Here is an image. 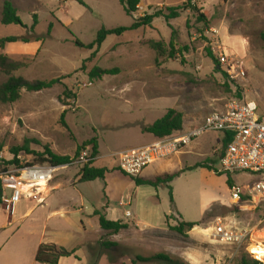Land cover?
Returning a JSON list of instances; mask_svg holds the SVG:
<instances>
[{
	"label": "rangeland",
	"instance_id": "1",
	"mask_svg": "<svg viewBox=\"0 0 264 264\" xmlns=\"http://www.w3.org/2000/svg\"><path fill=\"white\" fill-rule=\"evenodd\" d=\"M6 1L16 8L21 26L1 23ZM190 2L142 0L131 17L119 0H0V38L18 39L0 47V54L23 64L13 75L29 81L59 80L48 90L22 91L13 104L0 103V170L17 165L8 162L18 161L19 166L40 162L49 151L69 157L73 163L59 166L64 168L50 185L61 181L60 194L76 202L77 188L66 180L73 178L75 186L82 169L76 165V154L92 139L103 153L149 143L152 140L144 137L141 127L152 125L169 109L184 115V131L188 132L231 99L255 102L264 123V0ZM169 9H178L180 17L156 18L151 26L111 35L95 56L94 50L75 45L76 40L92 43L103 27H130L135 19L158 12L168 15ZM201 14L207 24L199 21ZM173 30L188 51L176 59L158 58L148 43L162 42L168 47ZM207 47L220 66L208 57ZM95 67L114 70L115 75L91 80L89 74ZM239 71L244 77L233 79L231 75ZM7 80L0 73V85ZM222 141L221 133H204L180 153L142 172L155 178L184 170L170 184L171 189L138 187L133 178L116 170L117 159L108 160L106 178L88 184L87 206L104 210L110 221L137 224L139 219L147 226L130 225L111 235L99 230L97 220L94 230L95 223L88 219L92 239L84 247L86 264H161L136 260L161 252L180 256L188 264H243L244 258L264 264L253 251L256 245H264V200L234 203L227 175L219 177L206 169L203 173L200 168L185 170L198 164L219 169ZM15 151H19L17 157ZM232 179L234 188L242 190L257 180L249 173L234 174ZM42 190L47 193L46 186ZM128 198L134 201L129 208L132 215L125 216L127 209L120 204ZM166 216L173 217L166 222ZM218 219L229 231L246 234L240 245L217 239ZM181 222L199 226L182 237L169 230ZM105 242L116 246L104 247Z\"/></svg>",
	"mask_w": 264,
	"mask_h": 264
},
{
	"label": "trees",
	"instance_id": "2",
	"mask_svg": "<svg viewBox=\"0 0 264 264\" xmlns=\"http://www.w3.org/2000/svg\"><path fill=\"white\" fill-rule=\"evenodd\" d=\"M120 4L123 6L126 14L128 16L133 17L139 10V6L142 0H119ZM190 0L189 4L190 5ZM80 5H86L80 1ZM168 15H163L162 13L158 12L154 15H145L142 18L135 19L133 24L130 27H120L115 29H106L103 27L97 34L96 39L88 44L85 45L81 43L79 40L75 41V45L80 48H85L88 50H94L92 56L99 51L102 45L105 43L106 39L111 35L120 36L128 31H136L144 27L151 26L152 22L156 18L164 17L167 21L172 19H177L180 17L178 9H169ZM199 21L207 24L206 17L201 14L199 16ZM1 23L4 26H21L22 21L17 14L16 8L13 4L9 1H6L3 5L2 11V18ZM36 24V22H35ZM34 27V26H33ZM178 33L177 31L173 30L171 40L169 42L168 47L162 42H155L150 41L148 44L150 48L156 52L158 58H167V59H176L178 54H182L188 51V47H183L178 43ZM24 43H29L30 41L27 39L22 40ZM39 41V40H36ZM18 42V39L15 37H7V38H0V47L4 48L8 44H13ZM206 53L210 59L217 65L220 66V61L214 55L211 50V47L206 48ZM23 67V64L15 60L8 55L0 54V73L8 76V80L5 83L0 85V103L2 104H13L17 102L21 98L22 91L27 92H41L44 90L51 89L55 85L59 83V80H51V81H29L23 77H15L13 74L20 70ZM107 75H115L114 70H105L99 67H95L89 74L91 80L101 79ZM142 132L144 134H149L154 136L156 139H163L168 138L171 136H176L180 134H184V115L178 112L175 109H169L165 116L152 125L142 127ZM223 150L221 151L220 155H223V152L226 148V144L228 140L223 136ZM82 151H89L91 157H98L99 156V147L98 143L95 139L86 142L77 152L76 154V161L80 158ZM19 151H15L14 155L17 157ZM18 161L8 162V165L12 166H19ZM50 164L54 167L65 166L73 163L72 159L69 157H59L53 154L51 151L47 154V159L43 158L40 162L34 164ZM94 161L86 164L82 167L80 174H79V183H88L94 182L96 180H104L106 175L110 173L108 168H99L95 166ZM206 169L214 173L216 176H223V173L218 172V168L214 165L209 164H198L195 167L186 168V171H191L195 169ZM7 168L0 170L5 171ZM116 170L120 171L119 168ZM184 172V170L180 171L176 174H165L163 176H159L155 178V180H142L140 178H133L135 181L136 186H149L153 187L158 190L161 187H166L171 189V183ZM227 184L230 189H234V182L232 176H228ZM2 198H3V187L2 181L0 179V208L2 206ZM173 203V199L171 201ZM94 216L98 218V223L100 229L104 232H107L111 235H117L121 231L127 230L129 228V224L123 221H110L107 219L106 215L103 211L96 210L94 212ZM173 216H166L167 220H170ZM199 226V223H186L181 222L175 227L169 226V230L176 233V235L185 237L187 236L188 232L193 230L195 227ZM104 247H114L116 244H109L104 243ZM74 253L68 252L62 247H58L56 245H41L36 254V262L39 264H58L61 258L71 257ZM136 260L140 263H161V264H188L182 257L177 256L172 253L161 252L157 254H153L150 256H137ZM243 264H259L254 260L243 259Z\"/></svg>",
	"mask_w": 264,
	"mask_h": 264
},
{
	"label": "built area",
	"instance_id": "3",
	"mask_svg": "<svg viewBox=\"0 0 264 264\" xmlns=\"http://www.w3.org/2000/svg\"><path fill=\"white\" fill-rule=\"evenodd\" d=\"M244 75L243 71H239L231 77L237 79ZM258 111L255 102L231 99L222 109L212 111L198 127L184 134L157 139L150 145L118 152L114 158L117 159L120 172L131 178H139L146 168L180 153L202 134L221 133L228 142L223 155H220L218 172L227 176L249 173L254 174L257 179L250 186H244L243 190L232 189L231 200L234 203L264 200V123ZM97 159L98 157H91L89 151H84L76 165L83 167ZM62 168L64 167H54L48 163L25 164L0 171L2 205L13 212L21 201L37 199L45 192L41 185L45 183L47 188ZM120 205L123 207L127 204ZM214 230L217 239L225 244L240 245L246 237L244 232L229 231L221 219L216 220Z\"/></svg>",
	"mask_w": 264,
	"mask_h": 264
},
{
	"label": "crops",
	"instance_id": "4",
	"mask_svg": "<svg viewBox=\"0 0 264 264\" xmlns=\"http://www.w3.org/2000/svg\"><path fill=\"white\" fill-rule=\"evenodd\" d=\"M141 133L144 137L149 136L152 141L146 144H139L134 147H125L123 149H119L120 151H107L106 153H103L99 144L98 167L102 165L99 168H107V161L113 159L114 155L118 152L150 145L157 140L152 135L144 134L142 132V127ZM116 168H118V165H116ZM201 170L203 173L206 171H204V169ZM159 176L163 175H158L157 177ZM139 178L145 181L155 180V178H151L145 173ZM72 180L73 178L66 181L71 187L77 188L76 192L78 193L79 199L76 200V202L75 200H71V198L60 194V191L63 188V183L58 181L53 185L49 184L46 190L47 193L45 194V192H43L37 199L21 201L14 208L13 212L9 211L6 205L1 206L0 264H39L36 262L35 258L41 245H56L64 248L68 252L74 253L71 257L61 258L58 264L87 263V252L84 247L85 244L92 239L90 237L91 229L89 228L90 222L88 219L93 220L92 225L95 223L93 228L94 230H97L96 220L98 221V218L94 216V212L96 210H103L87 206V200L89 201V197L86 195V191L89 189L88 184L94 183L97 180L94 182L79 183L78 176L75 186H72ZM137 191L138 189H136V192ZM63 197L64 201H61V198ZM133 202L132 198L122 200L121 203H124L125 205L127 204L126 206H123L127 209L124 213L125 216L132 215V211L129 208L132 209ZM76 213L78 222L77 225ZM107 214H105L106 217ZM128 224L135 225L136 227L142 229L147 226L139 219L137 224L134 222H128ZM99 230H101L100 226Z\"/></svg>",
	"mask_w": 264,
	"mask_h": 264
},
{
	"label": "bare ground",
	"instance_id": "5",
	"mask_svg": "<svg viewBox=\"0 0 264 264\" xmlns=\"http://www.w3.org/2000/svg\"><path fill=\"white\" fill-rule=\"evenodd\" d=\"M42 188L46 186L45 183H43L42 185ZM254 251V254H255V258L260 260V261H263L264 260V245L262 244H258L254 247L253 249Z\"/></svg>",
	"mask_w": 264,
	"mask_h": 264
}]
</instances>
